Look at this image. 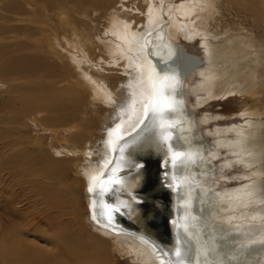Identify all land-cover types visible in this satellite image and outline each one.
I'll return each instance as SVG.
<instances>
[{
    "label": "bare ground",
    "instance_id": "obj_1",
    "mask_svg": "<svg viewBox=\"0 0 264 264\" xmlns=\"http://www.w3.org/2000/svg\"><path fill=\"white\" fill-rule=\"evenodd\" d=\"M2 1L4 2L0 4L1 7L4 6L7 11L16 12V15L21 16L7 17L22 22L15 23L17 30L22 27L30 29L32 26L44 30V25L31 23L43 21L47 24L50 17L45 13L49 10L60 19L62 22L60 24L71 30L72 36L65 42L66 45H63L58 36L53 35L48 49L61 61L67 59L68 64L64 63V65L71 72L73 71L74 76L77 74L76 77L89 86L90 104L108 107L106 109L108 112L100 122L102 127L96 142L87 141L85 145H79L76 141L73 142L74 140L71 142L70 137L80 139L92 131H89L88 126L82 131L79 126L78 132L70 127L67 133L68 136L72 133V136L66 139L71 144H61L58 149L56 148L58 156L75 159L76 172L85 179L89 219L95 227L94 233L97 237L95 239L92 235V239L95 243L102 239V244L87 242L84 238L79 240L74 237V239L72 233H68L59 222L57 224L50 222L52 224L47 228L53 230L56 228L57 234L45 238V243L46 246L54 244L55 251L53 247L49 249L42 246L39 238L44 236L43 232H46L43 231L45 229L43 221L44 219L51 221L54 218L52 207L64 199V188L60 184L62 178L57 184H60L59 189H55L53 193L50 190L56 187L55 185L50 188L44 185L50 180L46 178L44 180V176L40 180L39 177L31 175L34 166L37 165L31 164L38 156H31L33 162L29 159V163L21 157L20 162L24 161L27 165L31 162V169L28 168L26 171L20 169V171L19 168L23 165L17 168L18 162L15 156L20 154L11 155L10 150L13 149V144L18 138L14 137L15 130L9 129V124L11 119L18 120L19 117H24L21 113L32 111L41 119L43 112L55 111L58 107L52 102L49 104L50 109H42L40 107L42 100L47 99L48 96L40 95L38 90L31 88V81L16 82L21 78L30 77L34 70L40 69V63L43 61L39 63L37 61L40 59L32 61L33 59L28 57L15 59L5 55L0 59V83L12 82V85L8 86L7 93L20 94L8 95L4 100L6 104L0 109V123H2L0 167L4 166L7 169L5 175H2L3 186L0 190L4 189V192H8L6 189L9 186L16 190L11 193V197L2 200L3 207L4 210L8 208L20 212L19 216L18 213L13 212L14 215L17 214L13 219L0 216V264H87V262L91 264L92 261L96 264H114L107 243L111 245L110 251L113 248V251L120 255H129L136 263L169 264L168 262L173 258L170 255L174 253L171 251L172 247L167 242L158 241L157 238L158 232L162 231L163 218L155 216L156 212H153L154 216L152 215L150 221L156 226L152 227V230L147 229L149 218L146 216L152 209L161 207L159 198L142 194L147 198H145L146 212L140 217L135 215L133 217L141 223V228L124 226V229L113 231L92 219V201L98 200L96 204L100 206L102 193L98 182L94 192L88 191L90 177L99 168L101 158L107 155L110 149L108 132L117 124H121L119 135L122 138L117 139L114 133L112 140L115 141L116 150L124 148L123 157L120 155V170L117 176L130 186L129 190L137 187L139 183H145L147 176L151 180L160 172L168 183L172 182L173 177L175 178L177 186L171 188V201L176 223L171 225L170 231L175 246L179 239L182 258L188 253V261H191V264H264V42H261L253 31L241 25L236 28L226 26L223 30H214L216 26L213 27L212 24L217 21L220 14L216 0H185L176 5L161 2L160 6L155 4V0H116L118 6H111L112 3L107 2L109 0H0ZM231 1L244 6L246 11L255 13L264 21V0ZM67 4H70L69 8L66 7ZM90 8L93 14L89 13ZM100 9L108 12L107 26L104 27L105 33L110 36L108 40L101 39L96 32L95 24L87 20L91 15L96 16ZM85 15L86 18L88 16L87 19L84 18ZM5 27L7 31H13L14 28L12 25ZM180 35L191 41L196 40L197 37L202 39L200 43L204 48L207 64L199 69L197 76L199 78L191 83L186 79L184 48L179 42ZM156 53L159 55H155ZM160 60L165 61V67L161 66ZM151 66H154L160 75L167 73L178 81L175 93L169 92V95L174 97L176 111L166 113L165 119L175 124L169 129L172 132L170 143L173 151L193 154L194 162L182 158L177 160L175 165L169 164L167 167L162 165L164 152L158 147L150 132L151 114L143 124L133 130L141 111L140 94L142 91H147L146 79ZM114 70L122 77L118 81L120 85L116 82V85H111L107 77L109 73L106 75V72L111 73ZM9 75L20 76L8 77L5 80ZM68 87L70 89V86ZM133 92L136 93L138 101L136 113L130 110L121 113V107L127 109ZM236 93L252 99L251 102L246 103L243 112L241 111L244 121L233 122V125L226 127L217 125L214 129L206 131L213 134L215 139L212 142H203L204 134L196 132L199 124L209 121L211 116L207 114L199 120L196 117L198 107H202L212 98ZM70 94L75 92L71 90ZM187 94H194L196 97L190 111L192 115L187 105ZM69 95L67 96L70 97ZM222 114L224 115L223 112ZM86 119L93 122L91 117ZM15 151L17 152L18 149ZM19 151L21 155L25 153L22 149ZM223 153L225 154L220 164H216V159ZM143 155L147 157L146 164L136 168L133 164L138 159L136 157H144ZM234 163L240 164L242 168L252 167L253 170L251 169V173L246 171L236 174L234 176L236 181L237 179L241 181V183L238 181L239 184L236 186L220 187L217 172H222L227 167L231 169ZM8 165L14 170L10 171ZM115 166L116 164H109L100 179H106L111 175V170ZM166 172L167 176H165ZM224 177L226 176L222 174V178ZM27 189L29 191H26ZM138 191L135 190L134 193L139 195ZM42 195L52 199H45ZM107 195L115 199V202L117 197L127 201L129 191L104 194ZM22 200H29L35 211L29 210L25 213L26 216L20 211L21 209L17 211L16 208H19L17 204ZM42 204L50 206L42 207ZM34 227L37 229L35 232L41 235L37 237L39 240L34 236L31 238L34 235L31 234ZM89 245L94 246L93 249H83L89 248ZM77 249L82 250L79 252L82 255L76 252ZM227 259L231 260L227 261ZM96 260H99V263Z\"/></svg>",
    "mask_w": 264,
    "mask_h": 264
},
{
    "label": "rangeland",
    "instance_id": "obj_2",
    "mask_svg": "<svg viewBox=\"0 0 264 264\" xmlns=\"http://www.w3.org/2000/svg\"><path fill=\"white\" fill-rule=\"evenodd\" d=\"M183 1L185 0H155V4L160 6L161 2H164V4L172 3L176 5ZM3 2L4 1L0 2V4ZM107 2H109V4L112 3L111 6L119 5L118 1L116 0H114V2L117 3L116 5H114L115 3L113 4V0L112 2L110 0ZM216 4L219 6L220 14L218 15V19H217L218 22L214 21L212 24L213 27L216 26L213 28L214 30H223L226 26L236 28L239 25H241L253 31L258 37V39L261 42L262 41L264 42V21H262L255 13L251 11L250 12L246 11L247 9L244 6L243 8L242 5L236 3L235 1L232 2L231 0H219V1L216 0ZM69 5L70 4H67L66 7L69 8L70 7ZM161 7H163V5ZM89 13L90 14L94 13V12L92 13L91 8ZM106 13L108 15V12L105 9H100L99 13L96 16L93 15L94 17H92L91 15V17L88 18L87 16L88 18L87 19L86 15L84 16V18L87 19L90 23L95 24L94 27L95 29L97 28L96 29L97 34H99L101 39L103 40L106 39L108 40L110 37L108 33H105V28H104L107 26ZM45 14L50 17V20L47 22V24H44L43 21H36L35 23H31L34 25H38V24L44 25L43 26L45 28L44 30L37 29L32 26L30 29L22 27L20 30L18 29L19 30L18 31L15 25L17 23L21 24L22 22H17L16 20H10L7 17H10L11 15L20 18L21 16L16 15V12L13 13L7 11L6 9H4V6L1 7L0 5V49L2 50L0 51V59L4 57L3 55H5L8 56V58H15V59L19 57L20 58L28 57L33 59L32 61L40 59L41 61L40 60L37 61L39 63L43 61L42 63H40V67H39L40 69L34 70L31 73L30 77L21 78L16 82L20 83L22 81L23 82L31 81L32 83V84L30 83L32 85L31 88H35L36 90H38L40 95H44L45 97L48 96L47 99L42 100V103L40 105L42 109L43 108L50 109L49 104H51L52 102L55 103L54 105L58 107L55 108V111L47 110V112H43V117H46L45 119H42L43 117L40 119V116H38L37 113H34L32 111L31 112L28 111L27 113H21L24 116V117L21 116V118L19 117L20 116L19 114L18 117L21 120L19 118L18 120L14 118L16 121L14 119H11V123L13 124L12 125H10L11 123L9 124V129L14 128L15 130L14 137L18 138V140L16 141L18 145H16V143L13 144L14 150L13 149L10 150V154L11 155L20 154L18 156H15L19 164V165L17 164L18 166L17 168L23 165L22 168L21 167L19 168V170L21 169L22 171L24 170L26 171L28 168L31 169V165L37 164L34 166V171L31 172V175L36 178L39 177L40 180H42L43 176H44V180L45 178L50 180L48 181L49 183L47 182L44 185L45 186L47 185L46 186L47 188H50V186L55 185L56 187L52 188L51 190L49 189L51 192L53 191L54 193L55 189L58 190L60 184L61 187L64 188V199L60 200L58 204H55L52 207V216H54V218L51 219V221H49L48 219H44L43 221V225L45 226V229H43V231H46L43 232L44 236L40 235L41 236L40 237L39 234L35 232V230L37 229L36 227H34L33 230L31 231V234L33 233L34 235H32L31 238L40 237L39 238L40 240L38 238L37 240H39L42 246H46L47 243H45V238L57 234L56 228H54V230L52 228L48 229L47 228L48 225L52 224L50 222L56 224L59 222L61 225H63V228L68 230V233H72L73 238L75 237L79 240L81 238H84L87 242L92 241L93 243H95L92 239V235L95 237V239L97 237L94 233L95 227L93 226L91 220L89 219L88 198L85 189L86 187L85 179L76 172V166L74 165L75 159L64 156L62 158L58 156L56 148L58 149V147L61 144H65V143L71 144L70 142H68V139H66L72 136L71 135L72 133L70 134V136H68L69 134L67 133V129L70 127H73L74 131H77L79 130L78 127L81 126L80 130L82 131L84 128L88 126L89 131H92L91 133H89L88 135H84L80 139L78 138L74 139L73 137H70L69 140L71 142L74 140L73 142L76 141V143L79 145H85L87 141H90L92 143L96 142V140L100 136V130L102 127V123L100 125V122H102L104 115H106V113L108 112L106 110L108 107H105L103 105H99V106L91 105L89 102L90 99L89 86H87L82 79L76 77L77 74H75L74 76L73 71L71 72L67 68V66L64 65V63L68 64L67 59L63 62L58 56L54 55L52 52L49 51L48 45L52 40L53 35L58 36L61 39L63 45H66L65 42L71 39L72 35H70L71 30L69 31V28L64 24H60L62 22L51 10L47 11ZM90 19L92 20L90 21ZM11 25L13 27L14 26L16 27L13 28V31L12 30L7 31L8 29L6 30L4 29L6 28L5 26H11ZM179 40L178 41L183 44V48H184L183 57L185 62L184 64L185 72H187L186 79L189 83H191L192 81L194 82L195 80H197V78H199L197 77L199 76L198 73L199 69L207 64L205 54L203 52L204 48L200 43L202 39L197 37L196 40L191 41L190 39L188 40L182 35H180ZM96 53H98V50H96ZM51 69L52 72H50ZM116 73L117 72L115 70L112 71L111 73L110 71L106 72V75L108 74L107 77L111 85L113 84L116 85V83L119 84L118 81L120 80V78H122L120 74L119 76L118 73L117 74ZM19 76L20 75H9L5 77L6 79L5 78L3 79L7 80L8 77H19ZM117 76H119V78H117ZM57 84H59V86H57ZM10 85H12V82H7L5 84L0 83V109H2L4 104H6L4 100L8 98V95L11 96L16 93V92L10 94L7 93ZM68 86H70V89ZM71 90H73L75 94L71 95L70 94ZM16 94L20 95L18 93ZM67 95H69L70 97H68ZM195 100L196 97L194 96V94L191 95L187 94V105L189 108V112L191 111L192 104L195 102ZM251 101H252L251 97L240 95L239 93L212 98L208 103H206L202 107H198L196 111V117L199 118V120L203 119L204 116L207 114L211 116L209 121L207 122L205 121L206 123L204 122L199 124L200 126L196 133L200 134L201 132L204 134L203 142H212L213 139H215L214 135L209 134L206 131L214 129L217 125L226 127L233 125L234 123H239L240 121H244L241 111L243 112L244 108L246 107V103ZM119 102L121 103L122 101ZM122 105L124 106V104ZM47 106H49V108H47ZM222 112L224 113V115L222 114ZM234 112L235 113L237 112L236 115ZM191 113L192 112H190V114ZM219 115H221L220 118ZM223 116L226 118H224ZM47 117L49 119H47ZM86 117L93 118V122H89L86 119ZM215 117L218 119H216ZM0 125L2 126V123H0ZM17 146L19 148H17ZM17 149L18 151L22 149L23 152L25 153L21 155L20 151L19 153L18 151L17 152L15 151ZM29 154L30 156L28 157ZM224 154L225 153H223L216 159L215 161L216 164H220ZM31 156H38V158H36L33 162L30 159ZM21 157H23L25 160H28L26 161L27 163H29V159L33 163L31 164L30 162L31 165L30 164L27 165L25 164L24 161H22L24 163L23 164L22 162H20ZM236 164L234 163L231 169L227 167L224 168L222 172L221 171L217 172L218 174L217 178L219 179L220 187L236 186L237 184H239L238 181H240L238 179L236 181L234 177L236 176V174H242L240 172H246V171H247L246 173H251L252 172L251 169L253 170L252 167H250L249 169L245 167L242 168L240 164L237 165ZM8 167L10 171L14 170L10 165H8ZM241 169H244V171H242ZM59 170L62 171L59 172ZM5 172H7V169L4 166H2V168L0 167V187L3 186L2 175H5ZM56 174L59 175L57 176ZM222 174L226 177L222 178ZM60 178H62V181L59 185H57L59 183ZM39 183H41V181ZM6 190L8 192H4V189L0 190L3 191V193L0 192V199L3 198L0 201L6 200L7 197H11V193L15 190V188L13 189L9 186L7 187ZM26 191H29V189H27ZM42 197L45 199L48 198L52 199L50 197H44L43 195ZM53 199L56 200V198ZM22 201L20 202V204L19 203L17 204L18 205L17 207L19 208H16V210L21 209L20 211L24 213V215L29 210L35 209L33 205L29 204L28 202L29 200L27 201L22 200ZM3 202L4 201L0 202V216L4 217L5 219H11V218L13 219V217L17 215V214L14 215L16 211H11L8 208L7 210H4L5 208L3 207L4 206ZM26 202H28V204ZM41 206L48 207L50 205L42 204ZM16 213H18L19 216L20 212H16ZM99 243L102 244V239H100L99 242L95 244H99ZM106 246L108 251L110 252L111 257L115 261L114 264H139L136 263V261H134L129 255H120L116 251H113V248L112 251H110L111 245H108V243L106 244ZM46 247L49 249L53 247V250L55 251L54 244L52 246L47 245ZM93 247L94 246H90L89 248L86 247L83 249L85 250L93 249ZM81 251L82 250L79 249L76 250L77 253ZM61 255L63 256V254ZM89 255L91 256L92 253ZM229 260L231 259H227V261ZM96 261L99 263V260ZM92 262L94 263L95 261ZM92 262L91 264H93ZM89 263L87 262V264Z\"/></svg>",
    "mask_w": 264,
    "mask_h": 264
},
{
    "label": "snow or ice",
    "instance_id": "obj_3",
    "mask_svg": "<svg viewBox=\"0 0 264 264\" xmlns=\"http://www.w3.org/2000/svg\"><path fill=\"white\" fill-rule=\"evenodd\" d=\"M155 55H159L156 53ZM147 91L141 92L142 99L139 101L141 106L140 115L137 117V124L133 126V130L138 127L140 124L144 123L145 119L149 118L151 114V119L149 120V124L151 125L150 132L152 133L158 147L163 150L164 155L162 157V165L167 167L169 164L175 165L176 161L182 158H186L189 161L194 162V155L191 153H184L179 151H173L172 145L170 141L172 140V132L169 129L175 126L173 121L165 119V114L168 112L176 111L175 108V100L174 97L169 95V92L175 93L178 81L174 76H170L167 73L164 75H160L154 66L150 67V70L147 74ZM131 87V85L129 86ZM131 101L127 104V109L121 107L120 111L123 113L126 110H130L132 113H136L137 108V98L136 93L133 92L131 94ZM147 127V126H146ZM121 129V124H117L114 129H110L108 132L109 141L108 144L111 147L113 153L116 152L115 141L112 140V136L115 133L117 139H121L122 137L119 135ZM121 157H123L124 148L121 147L119 149ZM112 163L111 160H106L103 164L104 168H107L108 165ZM136 168L143 167L142 164L135 165ZM119 161L115 167L111 170V175H109L106 179H100L103 176V172L100 173V177L91 176V183L89 185L88 191L94 192L96 188L97 182L99 183V189L102 194L113 193V192H128L129 185L125 184V182L117 176V172L119 171ZM167 176V172L165 173ZM175 178H172V182L168 184L169 188L176 187ZM130 194V193H129ZM135 199V197H133ZM129 208L130 205L127 201L120 200L118 197L116 198L115 203H107L101 200L100 204V215L107 222L103 225V227L107 228L109 224L114 221L115 215L121 212V207ZM97 204L96 201H92V219L97 224H100L101 221L97 218L96 212ZM173 223H176L173 221ZM114 231V229H113ZM185 232H187V225H185ZM206 255V253H205ZM174 256L176 259V264H184V260L182 259V252L179 246V239H177V246L174 249ZM163 264V262H162Z\"/></svg>",
    "mask_w": 264,
    "mask_h": 264
},
{
    "label": "water",
    "instance_id": "obj_4",
    "mask_svg": "<svg viewBox=\"0 0 264 264\" xmlns=\"http://www.w3.org/2000/svg\"><path fill=\"white\" fill-rule=\"evenodd\" d=\"M161 62V66L165 67V61L164 60H160ZM160 66V67H161ZM144 129V128H143ZM142 131V129H141ZM139 134L137 133V136ZM140 156V155H139ZM137 156L136 158H138L137 160L134 161L133 164H142L145 165L146 161H147V157L145 155H143L144 157H139ZM146 159V161H145ZM106 160H111L112 163L110 164H117V161L120 160V152L119 150H116L115 153L112 152L111 147L107 153V155L103 156L99 162V168L95 171V173L93 175L100 177V173L101 172H106L105 169L103 167V164ZM109 166V165H108ZM138 183V182H137ZM145 184V185H144ZM168 182L166 181V179L163 177V175L160 173L157 174V176L155 178H151L147 176V179L145 180V183H139L137 187H133V189L131 188L129 190V195L127 196V201L128 204L130 205L129 208H124L123 206L121 207V212L115 215L114 221L109 224V226L107 228L109 229H114V231H118L120 229H124L125 227H132L134 228H139L140 224L139 222H137V220H135L133 217L135 215V217H140V215L142 216L144 214V212H146L145 210V198L143 197L142 194H145L148 197H157L159 198L160 202H161V207L159 209H152V211L150 213H148V216H146L147 218H149L147 220V229L152 230V227H155V223L151 222L150 220H152V215L154 216L153 212H156L155 216H158L159 218H163L162 222V231L158 232L157 234V238L158 241L160 242H167V244L171 245V251L174 252V248L175 246V240H173V235L172 232L170 231V227L173 224V221L175 219V215L173 214V210H174V206L172 204L171 201V188L168 187ZM144 186V187H143ZM89 187V185H88ZM135 190H139L138 192L141 194L138 195L136 193H134ZM153 193V194H152ZM154 193L156 194L154 196ZM103 201L107 202V203H115V199L110 198L108 195L104 196V194L101 195ZM132 197H135V199H132ZM131 198V199H130ZM129 199V200H128ZM147 199V198H146ZM98 202V200L96 201ZM100 206L97 204V215H98V219L101 221V223L99 225L103 226L105 223H107L104 218L100 215ZM167 208V209H166ZM152 217V218H151ZM178 217V214H177ZM152 223V224H151ZM149 224H151V226H149ZM141 228V227H140ZM173 258L168 262L169 264H176V259L174 258V253H171V255ZM189 254H185V257L182 258L184 260V264H191V261H188ZM192 258V257H191Z\"/></svg>",
    "mask_w": 264,
    "mask_h": 264
}]
</instances>
